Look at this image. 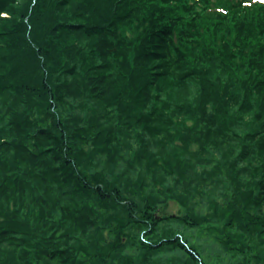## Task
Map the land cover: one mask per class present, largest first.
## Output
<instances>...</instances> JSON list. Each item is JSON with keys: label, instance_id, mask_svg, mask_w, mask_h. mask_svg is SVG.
Returning <instances> with one entry per match:
<instances>
[{"label": "trees", "instance_id": "16d2710c", "mask_svg": "<svg viewBox=\"0 0 264 264\" xmlns=\"http://www.w3.org/2000/svg\"><path fill=\"white\" fill-rule=\"evenodd\" d=\"M198 1L0 0V264H264V0Z\"/></svg>", "mask_w": 264, "mask_h": 264}, {"label": "rangeland", "instance_id": "374dc122", "mask_svg": "<svg viewBox=\"0 0 264 264\" xmlns=\"http://www.w3.org/2000/svg\"><path fill=\"white\" fill-rule=\"evenodd\" d=\"M200 3V0L198 1ZM213 6L207 7V11L209 12H223L224 9L221 7H214ZM225 182V180H224ZM220 183L218 182L217 185ZM218 192V191H217ZM176 231L183 232L186 238L191 245L194 244L197 246V249L201 251L204 255L210 256L213 259V264H228V260L222 254H218L219 258L216 256L219 253V247L215 243V241L207 236V232H198V230H191L182 227H177ZM215 257V258H214ZM218 259V260H216ZM218 261V262H217Z\"/></svg>", "mask_w": 264, "mask_h": 264}]
</instances>
